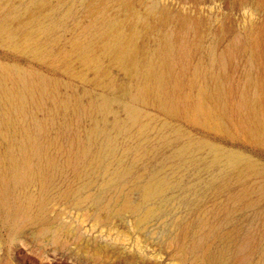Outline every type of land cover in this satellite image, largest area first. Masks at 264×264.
I'll return each instance as SVG.
<instances>
[{
  "label": "rangeland",
  "instance_id": "rangeland-1",
  "mask_svg": "<svg viewBox=\"0 0 264 264\" xmlns=\"http://www.w3.org/2000/svg\"><path fill=\"white\" fill-rule=\"evenodd\" d=\"M86 1L0 0V264H264V0L102 6L109 23L170 15L146 44L173 52V110L110 89L132 78ZM126 195L152 216L120 212Z\"/></svg>",
  "mask_w": 264,
  "mask_h": 264
},
{
  "label": "bare ground",
  "instance_id": "bare-ground-1",
  "mask_svg": "<svg viewBox=\"0 0 264 264\" xmlns=\"http://www.w3.org/2000/svg\"><path fill=\"white\" fill-rule=\"evenodd\" d=\"M109 1H113L115 3H118L117 5L122 6V13H124V11L128 12L134 7L130 2L123 3L120 0H87L85 2L88 11L92 15L90 19L91 25H93L94 27L99 26V31L93 38L94 41L101 40L103 43H105V50L108 54L110 63L120 67L124 71V73L129 76V79L132 78V82L124 87H122L123 84L121 85V87H118L119 84L118 86H116L114 83H111L110 89L113 92L115 90H119L121 92L120 94L124 96L132 95L136 92L137 97L140 99L155 102L160 108H169L173 110V95L172 92H170L176 86V77L172 60L173 52L170 48V45L162 44L161 47L158 48L155 52L150 53L148 45L146 44V39H148L147 37L153 33V31L156 29L157 24L162 25V23H167L170 19V15L164 11H147L144 14H136L131 19L128 17L127 19H121L120 21L116 20L115 22L109 23L104 19L101 13L102 6ZM50 8L51 6L47 7L46 3L40 2L36 4L34 10L29 14V17L32 18L39 16L45 10L48 11ZM2 30L8 32L10 29L8 27H5ZM29 34V38L33 36V33ZM89 46L91 47V42H89ZM88 50L89 49L84 48V53H86ZM115 97L118 98L117 95ZM113 98L114 97H112L111 99ZM98 122L99 121L95 123L94 131L99 132V135L103 138L105 149L107 150L106 152L110 154L115 153L117 150V145L115 143L116 138L108 132L107 128L101 127L99 125L100 123ZM4 126L5 125L3 124V127ZM116 126H118V123H116L114 127ZM146 128L148 127L142 126L140 128L139 132L141 136L144 135ZM91 130L94 133L93 127ZM165 142L167 141L165 140ZM134 148L135 154L138 155V153L141 152L142 145L137 144ZM191 150L192 147H184L180 150L179 156H185ZM82 152L83 151H81V153ZM94 160L95 159H93V161ZM166 186L167 185L165 184V181L158 180H154L147 185H143L142 187H140L141 198L143 200L142 202L151 201L154 198L162 195V193L166 189ZM122 200L123 202L119 206L120 212L140 213L139 218H141V220L139 219V221L141 223L150 218L154 212L151 208L142 209L143 204L141 205L140 203H136L129 195H126Z\"/></svg>",
  "mask_w": 264,
  "mask_h": 264
}]
</instances>
